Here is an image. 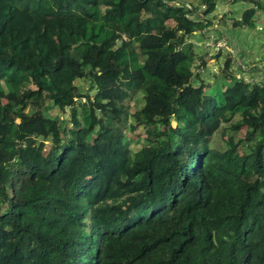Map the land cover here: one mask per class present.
Here are the masks:
<instances>
[{"label": "trees", "instance_id": "1", "mask_svg": "<svg viewBox=\"0 0 264 264\" xmlns=\"http://www.w3.org/2000/svg\"><path fill=\"white\" fill-rule=\"evenodd\" d=\"M262 10L0 0V264H264Z\"/></svg>", "mask_w": 264, "mask_h": 264}, {"label": "rangeland", "instance_id": "2", "mask_svg": "<svg viewBox=\"0 0 264 264\" xmlns=\"http://www.w3.org/2000/svg\"><path fill=\"white\" fill-rule=\"evenodd\" d=\"M178 1L183 2L184 0H178ZM194 3H196V2L194 1ZM187 6H189V4ZM251 7H253L252 4H248V3L221 6L216 12V17L213 20L214 25L211 27L212 29H211V31L208 32L207 36L210 37V40H213V38H211V36L215 38V37H218L222 31L225 32L226 29H227V31L230 30V28L224 29V27L221 26L219 21L223 18H225L227 21H233L234 19L241 20L243 13L248 8H251ZM234 11H235V13H234ZM225 13L227 14L226 17L224 16ZM255 18L258 19V21H257L258 28H256V30L250 31L247 29V27H245L243 30H238L236 32V34L238 36L236 43H238L240 45L248 44V48H246V47L242 48V49L238 48L240 54H238L237 51H234L236 53V55H235L236 60H235L234 64H235V66L240 65V60H241V64H243V66L245 67L244 71L247 70V73L245 76L247 78H248V75H254L257 78V77H260L261 73L264 74V10H262L260 13H258V15ZM197 20H200V19H197ZM204 31H205V28L202 30V32L204 33ZM234 33L235 32L232 31L231 35L233 36ZM238 33H239V35H238ZM245 37H248V39H245ZM224 39L225 38L220 39V40H224ZM210 40H209V38L207 41H204L203 39L200 40V35H198L197 39H195L194 41H195V43L197 42V44L200 45V47H199L200 50H203L204 53H207L210 51V48H211L210 46L214 43V41L212 42ZM251 43H253V45L250 48ZM208 44H210V45L208 46ZM220 46L224 48V50L226 52L225 54H228V52H229L227 50V49H229L228 44H226V46L225 45H220ZM225 54L223 55V57L227 56ZM223 57L221 58V61L219 64L216 63L215 59H213L210 63L211 68L215 74H217L219 72V70L221 73V70L223 69L222 64L225 61V58H223ZM82 86H84V85H82Z\"/></svg>", "mask_w": 264, "mask_h": 264}, {"label": "built area", "instance_id": "3", "mask_svg": "<svg viewBox=\"0 0 264 264\" xmlns=\"http://www.w3.org/2000/svg\"><path fill=\"white\" fill-rule=\"evenodd\" d=\"M187 17H189V15H187ZM204 32H206V29H205V31ZM211 38H213V40H211L212 42L214 41V43H215V41H216V39H217V37H212L211 36ZM214 43L211 45V46H214ZM223 43V44H222ZM226 44H227V42L225 41V40H219V42L217 43V47H216V51H219V49H222L223 47H221L220 45H225L226 46ZM210 45V44H209Z\"/></svg>", "mask_w": 264, "mask_h": 264}, {"label": "crops", "instance_id": "4", "mask_svg": "<svg viewBox=\"0 0 264 264\" xmlns=\"http://www.w3.org/2000/svg\"><path fill=\"white\" fill-rule=\"evenodd\" d=\"M235 43H236V42H235ZM252 45H253V43H251V46L249 45L250 48L252 47ZM236 46H237V47L239 46L240 49L245 48V47L248 48V44H246V45H240V44L236 43Z\"/></svg>", "mask_w": 264, "mask_h": 264}]
</instances>
